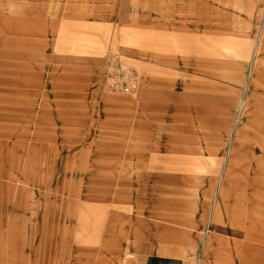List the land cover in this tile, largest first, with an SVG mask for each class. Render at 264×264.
I'll use <instances>...</instances> for the list:
<instances>
[{"label":"rangeland","instance_id":"374dc122","mask_svg":"<svg viewBox=\"0 0 264 264\" xmlns=\"http://www.w3.org/2000/svg\"><path fill=\"white\" fill-rule=\"evenodd\" d=\"M72 1L0 0V264H264V0L216 2L244 82L225 144L177 160L144 105L179 38L92 23ZM115 54L134 94L108 88Z\"/></svg>","mask_w":264,"mask_h":264},{"label":"crops","instance_id":"0c3cea01","mask_svg":"<svg viewBox=\"0 0 264 264\" xmlns=\"http://www.w3.org/2000/svg\"><path fill=\"white\" fill-rule=\"evenodd\" d=\"M217 1L145 0L150 8L138 11L132 7V0L72 1L80 3L74 11L92 23H105L108 28L124 26L140 33H167L173 39L179 38L176 42L179 45H174L178 52L171 57L157 56L168 76L147 79L146 92L156 99L145 104L144 109L155 118L156 147L163 160L180 159L176 156L180 150L184 154L212 150L213 143L225 144L230 137L236 98L244 82L241 74L245 62L225 57L220 42L228 36L229 30L217 23V18L215 20L219 11ZM172 2L174 9L169 8ZM223 12L226 10L220 8V13ZM245 33L242 38L251 39L248 30ZM263 34L261 32V39ZM213 42L221 46H214ZM131 52L139 57L148 56L142 51ZM139 57L136 59L148 63ZM261 132L264 136V123Z\"/></svg>","mask_w":264,"mask_h":264},{"label":"built area","instance_id":"2783aa9c","mask_svg":"<svg viewBox=\"0 0 264 264\" xmlns=\"http://www.w3.org/2000/svg\"><path fill=\"white\" fill-rule=\"evenodd\" d=\"M119 56H112L105 68L108 88L113 92L134 94L140 88V76L134 69L126 66Z\"/></svg>","mask_w":264,"mask_h":264},{"label":"bare ground","instance_id":"6f19581e","mask_svg":"<svg viewBox=\"0 0 264 264\" xmlns=\"http://www.w3.org/2000/svg\"><path fill=\"white\" fill-rule=\"evenodd\" d=\"M119 55V54H118ZM111 92H113V91H111ZM113 93H116V92H113ZM119 93V92H118ZM129 258H132V257H129Z\"/></svg>","mask_w":264,"mask_h":264}]
</instances>
